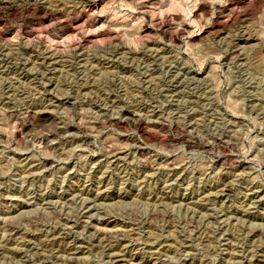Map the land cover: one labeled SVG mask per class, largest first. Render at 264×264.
<instances>
[{"label":"rangeland","instance_id":"rangeland-1","mask_svg":"<svg viewBox=\"0 0 264 264\" xmlns=\"http://www.w3.org/2000/svg\"><path fill=\"white\" fill-rule=\"evenodd\" d=\"M0 264H264V0H0Z\"/></svg>","mask_w":264,"mask_h":264},{"label":"bare ground","instance_id":"bare-ground-1","mask_svg":"<svg viewBox=\"0 0 264 264\" xmlns=\"http://www.w3.org/2000/svg\"><path fill=\"white\" fill-rule=\"evenodd\" d=\"M202 6V5H201ZM109 241V240H108Z\"/></svg>","mask_w":264,"mask_h":264}]
</instances>
